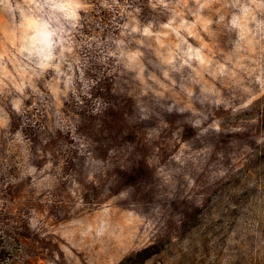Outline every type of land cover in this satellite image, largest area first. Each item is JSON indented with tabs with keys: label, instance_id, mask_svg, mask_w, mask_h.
Instances as JSON below:
<instances>
[{
	"label": "rangeland",
	"instance_id": "obj_1",
	"mask_svg": "<svg viewBox=\"0 0 264 264\" xmlns=\"http://www.w3.org/2000/svg\"><path fill=\"white\" fill-rule=\"evenodd\" d=\"M146 250L264 264V0H0V264Z\"/></svg>",
	"mask_w": 264,
	"mask_h": 264
},
{
	"label": "trees",
	"instance_id": "obj_2",
	"mask_svg": "<svg viewBox=\"0 0 264 264\" xmlns=\"http://www.w3.org/2000/svg\"><path fill=\"white\" fill-rule=\"evenodd\" d=\"M148 251L149 250H146L142 253L137 254L136 258L128 257L125 260H123L120 264H142L146 259H148L151 256V254H149Z\"/></svg>",
	"mask_w": 264,
	"mask_h": 264
}]
</instances>
